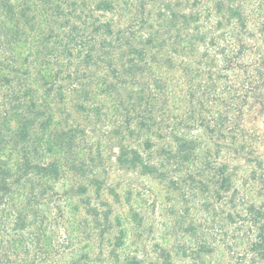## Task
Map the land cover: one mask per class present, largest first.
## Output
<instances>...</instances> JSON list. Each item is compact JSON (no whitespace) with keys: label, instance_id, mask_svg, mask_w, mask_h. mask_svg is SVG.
Returning a JSON list of instances; mask_svg holds the SVG:
<instances>
[{"label":"trees","instance_id":"obj_1","mask_svg":"<svg viewBox=\"0 0 264 264\" xmlns=\"http://www.w3.org/2000/svg\"><path fill=\"white\" fill-rule=\"evenodd\" d=\"M249 16L236 0H0V264H143L140 212L101 198L111 159L184 197L151 250L164 264H264Z\"/></svg>","mask_w":264,"mask_h":264},{"label":"rangeland","instance_id":"obj_2","mask_svg":"<svg viewBox=\"0 0 264 264\" xmlns=\"http://www.w3.org/2000/svg\"><path fill=\"white\" fill-rule=\"evenodd\" d=\"M237 5L245 14L249 12V26L251 23L264 24V0H236ZM259 45L264 51V45L260 43ZM95 172L101 181V198L112 203L113 213L119 215L129 211L127 205H130L133 210L140 212L143 218L142 229L138 231L140 237L130 238L128 242L132 248L139 246L137 257L143 261V264H164L151 250L155 249L153 246L156 243L162 246L169 244L170 238L165 235L163 228L171 220L170 209L181 215L186 208L183 202L184 197L178 191L171 192L165 183L142 176L137 172L120 169L114 159H111L108 168H96ZM109 189H113L119 195L120 205L114 203L113 198L107 194ZM91 197L93 198L94 194H91ZM221 260H227V258L225 254L219 252L201 254L197 260L193 261L182 257L175 249L170 250L171 264H217Z\"/></svg>","mask_w":264,"mask_h":264}]
</instances>
